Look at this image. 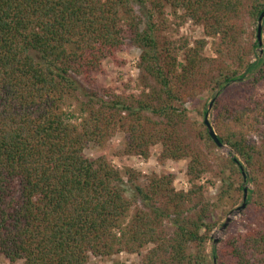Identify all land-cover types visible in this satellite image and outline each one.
<instances>
[{
	"label": "trees",
	"instance_id": "trees-1",
	"mask_svg": "<svg viewBox=\"0 0 264 264\" xmlns=\"http://www.w3.org/2000/svg\"><path fill=\"white\" fill-rule=\"evenodd\" d=\"M133 3L146 9L143 30ZM263 11L264 0H0V254L21 264H86L122 250L142 264H264ZM244 18L254 25L247 41ZM187 20L202 37L167 35ZM127 39L155 84L138 93L126 92L129 83L98 88L104 61L121 64ZM208 39L215 56L205 53ZM201 96L198 127L184 104ZM212 98L214 131L235 153L219 158L215 206L235 207L246 182L253 185L245 228L220 239L214 261L213 203L198 183L207 155L185 132L197 127L217 148L203 121ZM115 132L123 155L148 158L160 144V161L187 160L188 189L176 190L171 173L137 182L126 168L127 196L109 157L85 154Z\"/></svg>",
	"mask_w": 264,
	"mask_h": 264
},
{
	"label": "rangeland",
	"instance_id": "rangeland-1",
	"mask_svg": "<svg viewBox=\"0 0 264 264\" xmlns=\"http://www.w3.org/2000/svg\"><path fill=\"white\" fill-rule=\"evenodd\" d=\"M136 15L140 21L139 28L143 30L146 26L145 23V8H141L137 4L133 3ZM169 18L172 17L168 14ZM242 26L244 33L242 34L245 37V41L253 38V30L254 25L249 19L244 18L242 20ZM175 25L172 24L171 28L168 30L167 35L169 36H181L188 35L195 38L202 37V27L199 25H195L192 21L187 20L184 22H180L178 26V30L176 32ZM126 47L118 52L117 59L122 61L121 64L111 61L107 59L103 63L104 72L102 74L96 75V84L100 87H119L117 91H121L124 88L123 83H129V86L126 89V92H135L138 93L141 89H144L146 84H155L150 76L146 74V72L140 67V53L141 49L134 43L133 41L127 39ZM259 50V49H258ZM260 51V50H259ZM205 53L208 56H215L214 51L211 47V39H208V44L205 46ZM36 56V55H35ZM37 58V57H36ZM255 55H252L251 60L254 61ZM81 84V83H80ZM82 87H86L87 90H91L92 86L82 82ZM97 88V89H98ZM261 88V92L264 91V85ZM96 89V88H95ZM204 95V94H203ZM207 95V94H206ZM205 102V98L201 96L200 100L195 104L185 103L184 107L189 109V118L193 121L196 126H200L199 124L202 122L201 111H203V103ZM193 107V108H192ZM208 109V107H207ZM211 114L212 111L210 109L208 119L211 123ZM212 124V123H211ZM213 127V126H212ZM201 128V127H200ZM198 128H192L189 131L186 129V134L188 136V140L190 142L202 149L207 155L208 162V171L204 173L201 178L198 180V183L204 185V200L213 203L210 206V212L212 218L216 221L215 226L213 227L210 238L207 242V252L212 261L213 260V248L217 245L220 239H223L229 233H236L238 231L243 230L244 223L246 220V213L244 211L247 206L246 202L243 208L239 211L236 210L238 206L243 203V196L240 198L235 207L231 209H226L221 205L215 206L216 198L218 195L219 187L222 184V180L220 176H218V165L220 157H232L234 156V152L232 149L224 144L222 147L215 148L210 144H206L204 141L197 137ZM123 148L122 144V136L119 132L113 133L109 139L106 141L103 147H98L95 145H91L85 149V154L88 157H92L99 153L106 154L111 163L120 169L123 172V187L126 189L127 196H131L132 194V184L129 180L128 174H124L126 168H130L138 174L137 182L143 183L145 181V177L152 174L161 175L164 173H171L174 175V187L176 190H187L189 187V182L186 176V164L187 160L179 159H166L159 160L158 156L161 151L160 144H156L151 148V153L148 158H143L141 156H127L121 154V150ZM237 156V155H236ZM240 162L241 159L237 156ZM246 179V172L245 177ZM247 188L246 199L249 196V190L253 189L252 183L246 182L245 186ZM246 201V200H245ZM138 205L141 203L137 202ZM227 217H229V221L222 228L223 223L226 221ZM165 229L167 233L172 234L174 229L170 222L165 221ZM146 248L141 250V253L146 252ZM142 256L136 252H128L126 250H122L117 254H113L110 256H93L90 255L89 260L86 264H142ZM0 264H21V261H17L16 263H10L2 254H0Z\"/></svg>",
	"mask_w": 264,
	"mask_h": 264
},
{
	"label": "water",
	"instance_id": "water-1",
	"mask_svg": "<svg viewBox=\"0 0 264 264\" xmlns=\"http://www.w3.org/2000/svg\"><path fill=\"white\" fill-rule=\"evenodd\" d=\"M263 17H264V11L260 14V16L258 18V25H257V30H256V37H257L259 45L262 44V37H261V27L262 26H261V21H262ZM213 100H214V98H212L210 100L209 104H208V109H207V111H206V113L204 115V120L203 121H204V124H205V126L207 128V131H208L210 137L213 139V141L216 143V145L218 147H222L224 144H222L221 141L219 140V138L217 137V134L214 131V128L212 127V124L210 123V121L208 119L209 111H210V109L212 107ZM235 160H237V159L235 158ZM242 173H243V176L245 177V172H244L243 169H242ZM243 192H244L243 193V203L236 208L237 211H239L245 205V200H246V195H247V188L246 187L243 188ZM228 221H229V217H227L226 221L223 223L222 228L225 227V225L227 224Z\"/></svg>",
	"mask_w": 264,
	"mask_h": 264
}]
</instances>
